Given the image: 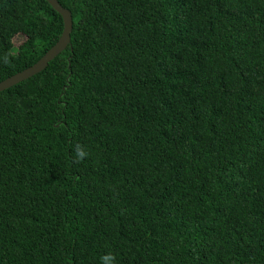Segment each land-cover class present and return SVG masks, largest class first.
I'll list each match as a JSON object with an SVG mask.
<instances>
[{"label": "trees", "instance_id": "trees-1", "mask_svg": "<svg viewBox=\"0 0 264 264\" xmlns=\"http://www.w3.org/2000/svg\"><path fill=\"white\" fill-rule=\"evenodd\" d=\"M58 2L0 93V264H264V0ZM63 32L0 0V84Z\"/></svg>", "mask_w": 264, "mask_h": 264}, {"label": "water", "instance_id": "water-1", "mask_svg": "<svg viewBox=\"0 0 264 264\" xmlns=\"http://www.w3.org/2000/svg\"><path fill=\"white\" fill-rule=\"evenodd\" d=\"M49 4L63 17L64 20V32L58 42V44L53 47L47 55L39 61L33 67L27 69L26 71L8 79L7 81L0 84V93L4 92L47 69L49 64L54 61L58 56H60L70 45H71V35L73 32V17L72 14L63 9L58 0H47Z\"/></svg>", "mask_w": 264, "mask_h": 264}, {"label": "clouds", "instance_id": "clouds-1", "mask_svg": "<svg viewBox=\"0 0 264 264\" xmlns=\"http://www.w3.org/2000/svg\"><path fill=\"white\" fill-rule=\"evenodd\" d=\"M76 156L83 160L87 156V152L80 146L76 147ZM102 264H115V257L113 255H106L101 258Z\"/></svg>", "mask_w": 264, "mask_h": 264}, {"label": "rangeland", "instance_id": "rangeland-1", "mask_svg": "<svg viewBox=\"0 0 264 264\" xmlns=\"http://www.w3.org/2000/svg\"><path fill=\"white\" fill-rule=\"evenodd\" d=\"M25 41L23 36H18L14 39V47L18 49Z\"/></svg>", "mask_w": 264, "mask_h": 264}]
</instances>
